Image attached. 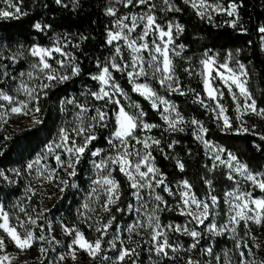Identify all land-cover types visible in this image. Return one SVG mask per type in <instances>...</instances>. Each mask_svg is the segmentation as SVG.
I'll use <instances>...</instances> for the list:
<instances>
[{
	"label": "trees",
	"instance_id": "16d2710c",
	"mask_svg": "<svg viewBox=\"0 0 264 264\" xmlns=\"http://www.w3.org/2000/svg\"><path fill=\"white\" fill-rule=\"evenodd\" d=\"M206 1L219 3L221 10L202 18L191 4L185 3V0H171L172 7L178 8L179 11L166 8V19L164 21L158 19L161 25L174 21L183 28L182 32L174 36L175 51L171 58L175 65V77L178 78L180 90L185 92V95L162 87L158 83V78L153 76L144 80L160 97L175 105L176 111L183 117L177 129L183 128V131L169 128L162 118L163 115L152 108L150 101L133 91L126 73L117 72L111 67L109 69L124 93L146 114L143 117L144 122L158 125L147 131V134L153 140L160 141L151 147L150 153L155 166L166 178L165 184L174 193L172 196L168 195L163 185L161 196L167 205H164L159 216L165 225H187L189 228H196L193 223H189L186 216L180 215L177 209L180 202L178 187L183 181H187L194 194L201 199L215 195L219 200H223L225 191L231 189L232 183L226 177L225 171L213 167L205 147L197 139L201 132L204 133L207 142L234 155L252 173H264V139L261 138L264 137V116L251 113L240 117L229 89L216 80V85L223 92L220 102L226 109L231 125L228 128L224 127L223 122L212 110L213 100L206 95L202 76L203 65L200 63L207 53L215 55L220 63H229L233 67L236 61L244 64L248 73L246 86L252 99L256 101L257 110H264V33L259 31V28L264 27V0ZM15 2L21 9L19 17L0 18V89L13 92L15 81L12 77L17 79L21 72L27 71L30 66L31 48L35 45L49 47L57 38L62 46L66 45L64 51L70 57L66 73L71 74L72 65H78L81 69L79 75L72 76L67 81L51 82L54 86L44 90L46 95L40 93L38 103L35 104V107L38 106L40 109L39 112H35V121L38 119L40 123L34 121L29 127L10 130L0 135V152L3 153L0 155V172L7 177L4 179V176H0V206L11 215L17 227V217L25 222L29 216L35 219V225L26 223V226L37 236L46 237L45 240L34 243L36 249H46L42 253V259L27 264H57L59 254L67 252L74 239L73 235H65L62 232L61 225L77 227L89 241H95L101 236L94 227H89L90 224L79 218L78 211L92 192V181L95 177L93 161L97 162L99 156L93 157L91 152L97 149L105 152L110 148L108 139L116 127L115 114L118 107L116 105L109 107L110 121L107 127H97L94 130L97 139L92 141L83 158L75 165V176L68 175L64 168H60L54 159H51L52 169L57 170L56 175L62 174L61 179L67 181L66 188L58 193L61 195L54 211L52 209L47 211L48 205L44 202L43 193L37 184L39 175L36 164L32 169H28L27 165L36 161L42 151L60 134L61 128H64L67 121L65 102L68 99L88 100L92 109L96 104H102L90 95L98 90V85L91 76L98 74L114 56V49L107 43V33L113 19L132 14L137 9L146 10L147 7L136 8L135 2L133 5L125 6L121 0H63V5L56 4L55 0ZM232 6L236 7V14L239 16L235 28L230 26L234 17H229L226 11H223L230 10ZM109 8L115 9L116 15H109ZM0 9H7V0H0ZM36 23L48 27L44 31H37L34 28ZM179 45H184V48L180 49ZM176 52L180 55H176ZM18 53L16 61L9 59ZM228 53L232 54L231 60L228 59ZM4 72L8 75L3 76ZM200 100L208 107H204ZM192 120L198 123L194 125L191 123ZM245 128L248 131H243ZM179 163L184 165L182 171ZM112 178L119 185V199L109 213L104 215V221L100 224L102 226L115 217L107 234L102 237L103 254L111 259L105 261L97 256L94 264H113L118 258L119 250L123 248L122 242L128 248H135L136 255L133 259L138 264H175L170 257L155 255L152 243L149 242V234L140 236L127 231L128 226L138 220L135 211V190L127 177L119 171L118 165L113 167ZM206 181H211V186ZM29 188L35 194L29 191ZM254 196L264 198V191L256 190ZM21 208L25 209L27 216ZM249 229L251 233L246 235ZM53 231L63 242L61 247L55 249L50 243ZM238 233V242H232L227 237H212L213 242L209 240L196 245L195 248L189 247L194 243L189 235H178L175 238L176 245L187 251L185 260L192 259L194 264H210V261L211 264H218L216 258H219L222 264H226L223 255L225 249L230 253L236 251L240 264L242 259L249 261L250 264H264V219L260 225L249 222L247 227L241 222ZM252 236L257 239L253 241ZM118 239L120 242L113 251L110 242H116ZM207 247H211L212 250L210 261L205 252ZM241 251L245 254L243 258L240 256ZM84 258L85 264H93L85 255Z\"/></svg>",
	"mask_w": 264,
	"mask_h": 264
},
{
	"label": "snow or ice",
	"instance_id": "6c2138e0",
	"mask_svg": "<svg viewBox=\"0 0 264 264\" xmlns=\"http://www.w3.org/2000/svg\"><path fill=\"white\" fill-rule=\"evenodd\" d=\"M56 4L63 5V0H55ZM121 2L125 3V6L133 5V0H121ZM149 0H135V4L143 5L147 4ZM163 3L168 5L167 10L179 11L178 8H173L170 4L169 0H163ZM185 3H191L193 8L198 9L199 15L203 18L206 15V11H199V9H208L211 6L205 5L203 0H200V4L197 5L195 0H185ZM66 6V5H65ZM213 11H220L221 9H212ZM226 11V14L229 17H234V19L230 22V26L235 28L239 21L238 14L236 13V7L233 6L231 10L223 9ZM21 14V9L15 2V0H7V9H0V18L8 19V18H18ZM109 15H116L115 9H108ZM209 19L211 17L209 16ZM143 23L144 28L142 30V34L137 36H132V33L136 31L137 27ZM48 27L46 25H41L40 23H36L34 28L37 31H44L45 28ZM116 31L109 30L107 43L109 45H113L114 42H117V46L114 47L115 56L111 58L109 62L102 67L101 74L91 76V79L98 81L101 84L99 91L90 93L96 100H106V104L111 103L118 105V111L115 114V123L116 127L112 133V136L108 139V144L116 151V155H108L105 159H102L99 163L93 161L94 166L102 171V177L100 179L95 180V183L101 188H105L106 191V201L101 206L103 211H110V205H113L116 200L119 199V185L117 181L111 178V173L113 169L109 167L110 164L118 165L119 171L124 174L128 181H130V185L133 189H136L134 195L138 200L143 201V197L140 195V190L149 189V196L154 199V201L158 202L155 204L154 208L151 210V213L147 215V221L145 222L137 221L128 226L127 231L131 233H135L136 235H140L138 229H151L148 233L150 236V243L154 242L155 253L157 255L167 256L168 253L165 251L166 249H171L172 251H176V248L173 247L169 243L168 235L165 229H173L176 232L186 233L190 237H192L194 243H192L189 247L195 248L197 243H199L198 238L201 236V232L197 231L195 228H189L187 225H162L160 223L159 216L156 215V212L159 211L160 205H167V202L164 198L159 194L155 193V188L164 185V191L168 193V195H174L172 189L165 184V177L163 173H160L158 169L152 164L154 160L151 157L150 152H145L141 155L140 151L137 149L135 151H130V148H134L135 145L132 144V141H135V144H142L144 149H148L150 147L149 140L146 138L141 140L135 133L139 128L141 131H149L152 128L158 127L155 124H149L144 122L143 117L146 115L140 106L137 104L135 107L140 109L138 112L131 113L126 111L125 107L120 105V100L115 98L116 94L124 95L123 89H121L120 85L115 82V78L110 72V67L117 72L127 71V75L129 77L130 82L134 84L133 91L140 93L145 99H148L152 102V108L158 109L159 103L165 105L163 112L169 113L170 107L174 111L175 105L169 106V102L166 99L160 97L157 92L149 87L146 83H135V79H138L140 76L147 77L149 75V71L154 78L159 75L158 83L162 87H167L172 92H177L180 95H185V92L180 90L178 78L175 77V65L173 63V59L169 54V46L174 43L173 41V25L169 24L168 30L165 31L161 25L156 22V17L151 13V7L149 11L143 15H131V16H123L116 20L115 22ZM175 30L177 33L182 32L183 28L179 25H175ZM261 33H264V27L259 28ZM153 34V39L151 43L147 41V37L149 34ZM167 38V39H165ZM124 41V46L131 50V61H124V56L122 53V48L119 46V41ZM65 46L60 45V40L57 38L55 42V46L51 48H44L40 46H35L31 48L30 55L32 57L37 58V62L34 63L32 67V71L28 73L21 72L20 77H24L27 75L29 79L33 77L34 72H38L42 74L43 78L48 81V83H44L39 85L41 92L46 95V90L49 87L54 86L51 82H64L69 80L72 76L79 75L81 69L78 65L71 66V74L61 73L57 68L53 66L52 63H49V60H54L60 68H64L66 66V59H57L53 53H57L62 57L68 58V53L64 51ZM78 47V46H77ZM180 49L184 48V45H179ZM173 51H175L173 49ZM147 52L148 58L146 59L141 53ZM176 55H180L179 52L175 53ZM19 53L17 55H13L9 57V59L16 61L18 59ZM116 57H120L122 63L116 62ZM205 59L201 60V64L203 65V75L205 78V89L208 94V98L212 100L217 99V95L223 97V92L219 91L216 88L212 87L211 81L219 78L228 88L229 92L232 94V98L237 99V95L235 92H232V85L239 90V94L245 98V101L251 100V103H245L244 107L246 110H250L252 113L257 115L264 116V110H257L256 101L252 99V95L249 92L247 85V80L242 79V77H247L248 73L245 68V65L240 63L239 61L235 62V66H230L229 63H217L214 57H208L207 53H205ZM228 59H232V54L228 53ZM147 65V70L145 68ZM99 66V65H98ZM129 67L131 70L129 71ZM185 71H190L189 69H185ZM215 71L216 75L213 77L212 73ZM3 76H7L8 73L4 72ZM40 79V76L36 77ZM12 79H16V77H12ZM111 89V92L106 89ZM17 94L23 93L27 99L26 100H18L17 97L13 95H9L7 92L0 89V100L8 102L9 105H13L10 109H6L5 111L10 110L11 113L14 114H24L28 115L29 112H39V107H35L34 109H29V103L32 101H36L38 103L39 94L36 92L35 88H30L28 85L21 81L19 86L15 89ZM68 103H74V101H68ZM200 103L204 107H208L207 104L204 103L203 100H200ZM19 104V106H14ZM80 111L77 113V120H79V124L73 127L71 130L68 128H61L60 130V142L56 143L54 146L49 145L47 147V152L52 153L54 155L55 162L60 166V168L71 169L68 172V175L75 176V165L79 163L80 159L83 158L84 153L88 150V146L92 143V141L97 139L95 134V129L97 127H107L106 121L109 119V114L107 111L102 110L101 108H95V114L87 117V123L85 122L84 114L88 112V109L84 105H76ZM216 109H218L217 116L223 117V125L228 128L231 127L229 118L225 115V107L222 104L217 102ZM0 108H4L3 104H0ZM215 110V109H213ZM162 118L167 122L169 128L171 130H179L183 131V128L177 129V122L182 121L183 117L177 112L175 117H170V115H163ZM0 122H3V115H0ZM35 123H40L37 119ZM192 124H197L198 121L192 120ZM243 131H248V129H243ZM77 138H80L81 142L77 143ZM264 139V137H261ZM6 139H10V137H6ZM197 139H201V137L197 136ZM118 141L119 143H115ZM153 144H159V140H152ZM205 143H207L205 141ZM55 149H62L64 153L67 154V158L62 160L61 154L56 153ZM222 151V149H221ZM3 153L0 152V155ZM101 150L97 149L91 152L93 157L100 156ZM130 157H134L135 159H130ZM47 159V155L43 157ZM216 159H220L217 155ZM38 158L33 163L27 165L28 169H32L34 164L39 163ZM235 156H232L229 153V160H236ZM180 170L184 169L183 163L178 164ZM142 167L146 169L142 170ZM227 167L238 173L239 175L244 176V178L248 181L253 182V184L261 191H264V179L257 180V176L252 174L246 165H238L234 167L231 163L227 164ZM47 172L48 175L44 176V172ZM56 169H51L45 166L43 171L38 170L39 176H44L46 180L56 179ZM264 175V174H262ZM0 176H4L3 172H0ZM4 179H7L4 176ZM228 179L233 180L234 177L230 174ZM61 184L67 186V181L61 180ZM206 183L211 186V181H206ZM182 186L185 189L179 193L181 198V203L177 205L179 208L180 215L187 216L190 218L189 223L195 222L197 225L204 224V221L208 219L210 215V208L218 205V198L215 195H210V203L209 199H201L198 198L194 193L191 192V185L187 181L182 182ZM64 189L61 188V191ZM29 191H33L29 188ZM95 192L96 189H93ZM33 194L35 192L33 191ZM227 196L230 198L227 203L229 205L230 214L228 217V224L235 225L231 228L233 233L237 232V227L241 222L244 223L245 227L248 226L249 222L260 225L262 223V219H264V198L262 199H254L251 198L250 192H228ZM149 202H143L141 204V208L147 209ZM254 206V207H252ZM85 208H88V205H84ZM131 208V205L129 206ZM120 211L121 209H117ZM140 208L137 209V212H140ZM22 212H25L27 216V212L25 209L21 208ZM0 219H2L3 223H0V229L6 235H0V251H4L6 249V241L11 240L15 247L19 250L20 253H23L29 249H31L36 241H43L46 239L45 236L39 235L37 236L32 230H30L27 224H36V220L32 217H28L27 222L20 220L17 217L18 227L23 229V232L17 230V226H10L9 222V213L5 212L3 207L0 206ZM115 220L113 216L108 223L103 224L102 226H98L95 228V231L101 233V236L98 237L95 241L90 242L84 236V234L76 228H69L67 226L63 227V231L68 235H73L74 239L72 241V245H76L77 247H70L69 255L75 261L77 257V251L86 252L92 259H95L99 256L102 260L108 261L111 258L105 254H103L104 249L102 248V237L107 234V230L111 227L112 221ZM99 224V221H97ZM91 227V225H89ZM209 231H215L216 225L210 224L208 225ZM251 233V229L248 230L247 234ZM235 238V237H234ZM253 241L257 239V237H251ZM112 247L115 248V242L112 241ZM239 247V244L237 245ZM245 247L247 245L245 244ZM259 247V245H256ZM40 251L43 253L46 249L41 248ZM211 253V249L208 250ZM251 251V249H249ZM136 255L135 248L124 247L119 250L118 260L124 261L125 257H132ZM244 252H240L241 258L244 257ZM174 259V257H170ZM61 260L65 259V256L60 257ZM8 262L11 264V260L8 255H4L0 257V264H4V262ZM189 264H193L192 261H189ZM227 264H231V261H228ZM241 264H250L249 261L242 259Z\"/></svg>",
	"mask_w": 264,
	"mask_h": 264
},
{
	"label": "rangeland",
	"instance_id": "374dc122",
	"mask_svg": "<svg viewBox=\"0 0 264 264\" xmlns=\"http://www.w3.org/2000/svg\"><path fill=\"white\" fill-rule=\"evenodd\" d=\"M133 2H135V0H133ZM169 2L171 4V0H169ZM195 2L197 3V5L200 4V0H195ZM203 2H204L205 5H210L211 6L210 8H208L206 10L205 9H199V11H206V15L218 12V11H213L212 9H217V8L221 9V5L219 3L213 4V3L207 2L206 0H203ZM189 4H191V3H189ZM142 6H146L147 7L146 10L145 9H143V10H138L137 9V10L134 11V13L129 14L127 16H131V15L140 16V15H143V14L147 13L149 11V8L151 7V13L156 17V22L159 25H161V24L159 23L158 19H160V21H164L166 19L165 18L166 17L165 16L166 15L165 12H166V8H168V5L164 4L163 0H149V2L147 4L136 5V8L137 7H142ZM232 7H231V9H232ZM195 9L198 11L197 8H195ZM158 15H160V18H158ZM118 18L119 17H116V18L113 19L112 26H111L110 30H112V31H116L117 30L116 27H115V22H116V20ZM169 24L173 25V29L172 30H173V41H174V36L177 34V32L175 30V25H177V23L174 22V21H168L164 25H161V27H163L164 30L167 31L168 30L167 26ZM143 28H144V24L141 23L139 25V27H137L136 31L132 33V36L135 37V36H137L139 34H142ZM146 39H147V41L149 43H151V41L153 39V34L150 33L149 36ZM165 39H167V38H165ZM55 42L53 43V45H51L49 47H44V48H51V47L55 46ZM60 45H61V43H60ZM35 46H39V45H35ZM35 46H33V47H35ZM110 46H112V48L114 49V47L117 46V42H114L113 45H110ZM119 46H121V48H122L124 61H128L130 63V61H131V50L128 49L126 46H124V41H122V40L119 41ZM40 47H43V46H40ZM173 49H174V43L169 46L170 57H171L172 53L174 52ZM53 55L56 56L57 59H66V65H67L68 62H70L69 55H68V58L62 57V56H60L57 53H53ZM141 55H143L146 59L148 58V53L147 52H143V53H141ZM114 56H115V52H114ZM207 56L208 57H214L216 59L217 63H220L215 55L207 54ZM30 57H31L30 58V66L28 67L27 71H25L24 73H28L29 71H32V67L31 66L34 63L37 62V58L32 57L31 55H30ZM116 62L117 63H122V61L120 60V57H116ZM49 63H52L53 66L55 68H57L61 73H66L67 72L66 66L64 68H60V66L57 65L54 60H49ZM145 68L147 70V65H145ZM128 70L130 71L131 67H129ZM148 71H149V75L147 77L140 76L138 79H135V83H146V82H144L145 78H148V77L152 76L151 71L150 70H148ZM123 72L127 74V71H123ZM99 74H101V71L98 74H96V75H99ZM159 75L160 74H157L156 78H159ZM212 75H213V77H215V75H216L215 71H213ZM37 76H40L41 78L37 79L36 78ZM202 76H203V84H204V89H205V78H204V75H202ZM242 79H246V77H242ZM12 80L15 81V86H14L13 92L8 91L7 93L9 95H13V96L17 97L18 100H26L27 99V97L23 93L17 94L15 92V89L19 86L21 81L25 82L28 85V87L35 88L36 92L39 95L41 93V89H40L39 85L44 84V83H48V81L43 78L42 74H40L38 72H34L33 73V77L31 79H29L27 77V75H25L24 77H20L19 76L17 79H15V80L12 79ZM216 80H219L223 85H225V84L219 78H216V79L211 81L212 87L216 88V89H218L220 91V88L216 85ZM94 81L97 83V85H98V90L97 91H99V89L101 87V84L98 81H96V80H94ZM131 84L134 87V84L132 82H131ZM106 90H109L111 92L110 88L106 89ZM205 92H206V95L208 97L206 89H205ZM232 92H235L236 95H237V99H235L234 101L236 103V110H237L238 115L240 117H242L244 115L251 114L252 112L250 110H246L245 107H244L245 103L247 102V103L250 104L251 100L245 101V98L239 94V90L235 87V85H232ZM138 94H140V93H138ZM231 96H232V94H231ZM115 98L120 100V105L124 106L126 111H129L131 113L138 112L137 108L135 107V104L130 100L129 96H127L125 93H124V95H120L119 93H117ZM220 99H221V97L219 95H217V99L213 100V102H214L213 109H215V110H213V109L212 110L214 111L216 116H217V113H218L219 110L216 109L215 106H216L217 102H219V104H221ZM70 100L74 101V103H68V101H70ZM96 101L99 102V103H102V104L101 105L96 104L95 108H101L102 110H105L107 112H108L109 107L111 105H115V104H111V103L106 104V100H96ZM148 101H150V100H148ZM88 103H89L88 100H83V99H80V98L68 99L65 102V106H66V109H67V121H66V123L64 125V128H68L69 130H71L73 127H75L77 124H79V120H77L76 116H77V113L80 111V109L76 107L77 104L84 105L88 109H90L88 112H86L84 114L85 122L87 123V117H90V116L95 114V108L92 109V107H90ZM150 103L152 104L151 101H150ZM0 104L4 105V108H0V115H3V122H0V135L2 133L5 134L7 131H10V130L15 131V130L24 129L26 127L31 126L32 123L35 121V112L34 111L29 112L28 115L14 114V113H11L10 110L5 111L6 109H10V107L13 106V105H9L8 102L3 101V100H0ZM35 104H36V101L30 102L29 103V109H34L35 108ZM157 104H158V109H159L158 111L162 115H170V117H175V115L177 113L176 109L173 111L171 109V107H170V112L169 113H164L163 109H164L165 105L159 103V101H157ZM171 105L172 104L169 102V106H171ZM14 106H19V104H16ZM116 106L119 108L118 105H116ZM108 114H109V119L106 121V123H108L110 121V113L108 112ZM224 114L227 115L226 114V109H225V113ZM217 118H218V116H217ZM219 119L223 122V117L222 116L219 117ZM181 122L182 121H178L177 125L180 124ZM147 133H148L147 131H141L138 128L136 130L135 134L141 140H143V139H146V138L150 137ZM198 136L201 137V139H199V140L202 142L203 146L205 147L207 156L212 161L213 167L218 168V169H223L225 171V174H226L227 178L231 174L234 177V179L233 180L228 179L232 183L231 184V189L225 191L223 200H219L218 199V205L217 206L210 208V215H209L208 219H206L204 221V224L197 225L195 222H192L193 225H195V227H196L195 229L197 231L201 232V236L198 238L199 243H197V245L200 244V243H206L209 240H211L213 242V238H216V237H227L232 242H236V241L238 242V239H239L238 227L239 226L237 227V232L233 233L231 231V228L234 227L235 225L228 224V217H229V214H230V209H229V205H228L227 201L230 198L227 196V193L228 192H241V193L250 192L251 193V198L262 199V198H256L254 196V192L256 190H260V189H259V187L255 186L253 184V182L246 180L244 178V176L239 175L238 173H236L235 171L230 170L227 167L228 163H231L234 167H236L238 165H241V164L244 165L243 163H241L237 159L236 160H229V152L225 151L223 148H221V147H219L217 145L212 144L211 142H207L204 139V133L203 132H201V134H198ZM152 140L153 139L151 138L148 141L149 144H150V147L148 149H144L142 144H135V141H132V144H134L135 147L134 148H130V151H135V150L138 149L140 151L141 155H143L145 152H150L151 147L154 145L152 143ZM205 141L207 143H205ZM59 142H60V134L56 137V139L50 145L54 146L56 143H59ZM80 142H81L80 138H77V143H80ZM115 143H119V142L116 141ZM221 149H222V151H221ZM55 151H56V153L61 154V159L62 160L67 158V154L64 153V151L62 149H55ZM45 155H47V159L43 158ZM108 155H116V151L111 147V145H110V148L108 150H106L105 152H101V154L99 156V160L97 161V163H99L102 159H105ZM217 155L220 157V159H216L215 158ZM232 156H234V155H232ZM38 158H40V159H39V163L36 164L37 170L43 171L45 166H47L48 168L52 169L53 161L51 159H54V155L52 153L47 152V147L42 151V153L40 154V156ZM130 159H135V158L134 157H130ZM54 161H55V159H54ZM152 164L155 166L154 160L152 161ZM114 166H115L114 164H110L109 163V167H111L112 169H113ZM142 170L146 171V169L143 168V167H142ZM70 171H71V169H67V172H70ZM102 174H103L102 171L97 169L94 166V175H95V177H94V180L92 181V192L88 196V198L84 201V203H82V205L80 206V210L78 211L79 218L82 221H86L87 224H90L94 228H96L98 226H101L100 224L104 221V217H105L104 215L109 213V211H103L102 207H101L104 204V202L106 201V198H107L105 188H101V186H99V185H97L95 183V180L100 179L102 177ZM252 174H254V173H252ZM46 175H48V173L45 171L44 172V176H46ZM254 175L257 176V180L264 179V175H262V174H254ZM44 176H38L37 184H38V186H40V189H41V191L43 193L44 202H46L47 205H48L46 207L47 211L51 210V209H52V211H54L56 209V207H57V201L59 200V196L61 195V194H58V193L62 192L61 188H63V189L66 188V186L64 184H61L60 181L61 180L65 181V179H61L62 174H60L59 176L56 175L57 178L53 179L51 181L44 179ZM111 178H112V173H111ZM46 185H48V186H46ZM162 188H163V185H161L158 188H155V193L154 194L161 195ZM93 189H96V191L94 192ZM134 190L136 192V189H134ZM178 190L180 192L185 190L183 188V186H182V183L179 185ZM149 191L150 190L147 189V188L140 190V195L143 197V201L138 200L137 198H136V201H135L136 202L135 211H136L137 217H138L137 221L145 222V224H146V221H147V215L151 213V210L154 208L155 204L158 203V202L154 201V199H152L151 196H149ZM191 192L194 193L192 188H191ZM207 199H209V198H207ZM143 202H149L147 209L141 208V204ZM180 203H181V198H180L179 204ZM209 203H210V199H209ZM85 204L88 205V208L84 207ZM114 204L109 206L110 210L112 209ZM179 204H177V205H179ZM163 207H164V204H161L159 211L156 212V215H158V216L160 215V211H162ZM252 207H254V206H252ZM138 208L141 209L140 212H137ZM177 209L179 211L178 207H177ZM4 211L7 212L5 209H4ZM51 217L52 216H50V218ZM159 219H160V216H159ZM187 219L190 220L189 217H187ZM97 221H99V224L97 223ZM9 222H10V226H16L13 223V220H12L10 214H9ZM0 223H3L2 219H0ZM160 223L162 225H165V224H163L161 222V220H160ZM210 224H215L216 225V230L215 231H209L208 230V225H210ZM167 225H169V224H167ZM171 225L175 226L174 224H171ZM52 226H53V224H52ZM64 226L61 225V230H62L63 233H65L63 231V227ZM69 228L78 229L77 227H69ZM17 230L20 231V232H23V229H19L18 227H17ZM138 231L140 232V236H146L151 231V229H147L145 227L144 229H138ZM165 231H166V233L168 235L169 243L171 245H173L174 248H176V251H172L171 249H166L165 251H167L168 255L167 256L159 255V256H161V257H174L173 260H174L175 264H189V261L193 262L192 259L185 260V257L187 256V251L182 249L179 245H176L177 238H175V237H177L178 235H185L186 233L176 232L174 230V228L173 229H165ZM0 235H6L3 232L2 229H0ZM65 235H68V234L65 233ZM73 236H74V233H73ZM90 242H92V241H90ZM119 242H120L119 239L116 240L115 245L118 244ZM50 243L52 244V247L54 249L56 247H58V246L61 247V245H63L62 240H59V238L54 233V231L51 234ZM122 244H123V248L126 247L124 242H122ZM70 245H72V243H70ZM151 245H152V247H153L152 249L154 250V253H155L154 242ZM72 247H77V246L76 245H72ZM68 248L69 249H68L67 252H64V253L61 252L59 254V257L57 258V264H85L84 255H85L86 258L90 259V261L94 264V261H95L96 258L92 259L86 252L79 251V250L77 251V257L78 258L74 261L71 258V256L69 255L71 249H70L69 246H68ZM116 248H117V246L115 248H113V251H115ZM209 249H211V247H207L205 252H206V255H208V259L210 261V260H212V258H211L212 250H211V253H209V251H208ZM4 255H8L9 256V258L11 260V264H27L29 262L38 261V260L42 259V252L40 251V249H36L35 245H33V247L31 249H29V250H27V251H25L23 253H20L19 250L15 247V245L13 244V242L10 239L6 241V249L4 251H0V257H3ZM155 255H157V254L155 253ZM223 255H224V258H226L225 259L226 260V264H227L228 261H231V264H240V261L237 258L236 251L230 253L229 250L225 249L224 252H223ZM61 256H65V259L61 260L60 259ZM209 261H208V263H209ZM216 262H218V264H222L223 263V262H220L219 258H216ZM211 263H212V261H210V264ZM4 264H8V262L6 261V262H4ZM113 264H138V263L134 261L133 256H132V257H125L124 261H122V262L119 261L118 258H117ZM193 264H194V262H193Z\"/></svg>",
	"mask_w": 264,
	"mask_h": 264
}]
</instances>
